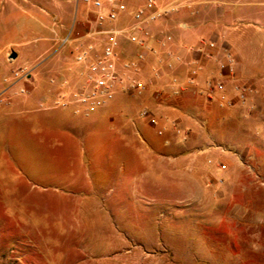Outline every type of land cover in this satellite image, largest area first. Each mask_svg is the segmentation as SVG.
Here are the masks:
<instances>
[{
  "label": "rangeland",
  "instance_id": "374dc122",
  "mask_svg": "<svg viewBox=\"0 0 264 264\" xmlns=\"http://www.w3.org/2000/svg\"><path fill=\"white\" fill-rule=\"evenodd\" d=\"M144 1L125 0L130 9ZM226 1L181 13L197 26L264 28V0H234L242 19L233 21ZM130 22L99 25L83 0H0V264H264V246L226 238V213L208 209L209 181L169 179L171 166L145 147L137 97L123 93L89 117L56 104L61 89L83 84L79 46ZM19 66L34 70L25 94L2 81Z\"/></svg>",
  "mask_w": 264,
  "mask_h": 264
},
{
  "label": "crops",
  "instance_id": "0c3cea01",
  "mask_svg": "<svg viewBox=\"0 0 264 264\" xmlns=\"http://www.w3.org/2000/svg\"><path fill=\"white\" fill-rule=\"evenodd\" d=\"M224 3L220 5L226 11L224 20L242 19L231 7L234 0ZM198 7L189 12H197ZM181 12L151 26L149 43L158 53H150L142 64L140 78L146 88L131 94L142 102L137 116L151 136L152 145L144 139L145 147L162 159L163 166H171L169 179L209 181L216 203L208 209L226 213L225 218L220 215L210 223L217 228L226 219L230 243L239 241L247 250L262 253L264 28L245 29L233 22L219 28L213 22L197 26L190 13ZM125 17L132 21L131 16ZM124 44L128 45L123 48ZM137 50L134 44L123 42L124 58L133 57ZM155 68L161 75L156 76ZM218 83L225 85V103L219 98ZM123 93L115 97L114 105L124 101ZM142 108L157 117V125L140 116ZM251 236L255 240L250 241Z\"/></svg>",
  "mask_w": 264,
  "mask_h": 264
},
{
  "label": "built area",
  "instance_id": "2783aa9c",
  "mask_svg": "<svg viewBox=\"0 0 264 264\" xmlns=\"http://www.w3.org/2000/svg\"><path fill=\"white\" fill-rule=\"evenodd\" d=\"M83 2L94 8L96 22L102 26L108 22H117L123 15L132 17V21L126 26L97 31V34L103 35L99 46L90 42L79 46L75 52L77 62L84 67L83 84L73 93L61 89L55 102L65 107L71 106L76 115L89 117L107 107L119 93L137 94L146 88L145 82L140 78L142 64L150 53H158L149 43L152 37L151 26L182 10H194L206 0H145L134 9H130L124 0ZM94 33H89V36ZM170 39L168 36L167 40ZM125 41L138 47L133 57H123L122 45ZM205 43L214 46L213 42ZM167 54L172 55L170 52ZM155 74L161 75L159 68H155ZM2 81L11 88H16L17 93L25 94L26 83L35 81L34 70L28 66H19L5 74ZM216 89L220 92V100L225 103L227 96L224 83H218ZM240 97L245 96L241 94ZM140 116L148 117L153 125L158 123L157 117L148 108H142ZM158 132L162 134V130ZM261 183L264 185V181Z\"/></svg>",
  "mask_w": 264,
  "mask_h": 264
},
{
  "label": "water",
  "instance_id": "95a60500",
  "mask_svg": "<svg viewBox=\"0 0 264 264\" xmlns=\"http://www.w3.org/2000/svg\"><path fill=\"white\" fill-rule=\"evenodd\" d=\"M17 56H18V54H17V52H15V51H12V52L10 53V58H12V59L17 58Z\"/></svg>",
  "mask_w": 264,
  "mask_h": 264
}]
</instances>
